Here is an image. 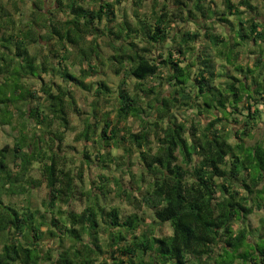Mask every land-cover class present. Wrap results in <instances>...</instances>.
Wrapping results in <instances>:
<instances>
[{"label":"clouds","instance_id":"obj_1","mask_svg":"<svg viewBox=\"0 0 264 264\" xmlns=\"http://www.w3.org/2000/svg\"><path fill=\"white\" fill-rule=\"evenodd\" d=\"M197 7L203 10V19ZM190 10L193 26L189 25ZM208 11L216 15H207ZM157 21L161 30L154 34ZM168 24L174 27L165 29ZM193 28L203 30L207 39L193 38ZM178 35L184 41V52L177 60L187 65L183 70L171 63L172 54L180 50ZM66 44H71L70 52ZM128 44L134 52L127 49ZM247 53L255 57L252 72L247 70L253 67L252 61L243 59ZM217 57L222 59L213 63ZM147 63L155 66L154 71L141 67ZM217 69L228 77H240L234 102L231 95H204L193 86L192 81L199 82L203 74L209 79L202 83L214 93L211 84ZM130 72H138L143 80L131 91ZM73 75L83 91L67 85L66 79ZM178 77L184 83L176 88L170 80ZM216 100L228 105L229 117L221 123L218 136L216 122L207 127L210 114L206 110L203 125L195 127L201 138L218 139L217 147L229 156L239 152L243 157V174L235 180L227 177L232 180L229 196L241 210L225 212L227 201L221 196V203L213 195L200 219H193L191 232L181 236L177 223L185 208L177 198L184 205L193 203L189 197L198 192L200 170L216 148L205 142V150L194 152L189 162L178 155L176 144L187 138L204 102L215 108ZM236 108L238 112L233 111ZM129 112L139 128L128 125ZM237 116L239 121L230 123ZM261 116L264 0H0V264H101L96 256L100 249L104 261L115 257L112 264H214L229 241L235 243L227 249L230 264L241 253L247 254L249 264L255 260L264 264V255H259L264 252V172H256L257 161L264 169ZM177 120L183 121L182 128L176 126ZM105 129L107 135H103ZM135 131L143 135L134 148L130 137ZM233 136L239 146L227 147L223 142L234 144ZM169 153L175 159L164 168L160 161ZM81 154L90 157L87 180L95 179L91 168L107 170L103 189L95 182L87 189ZM177 167L181 175L170 177ZM114 176L120 178L118 182ZM254 177L257 187L252 194L246 197L241 190L236 196L237 187L251 185ZM108 181L125 190L112 194ZM215 187L209 182L206 191L213 192ZM55 194L65 211L56 212L50 203L47 209L41 207ZM10 210H15L18 221L27 223L23 233L13 230ZM97 212L104 224L118 216L125 231L94 227ZM57 215L68 219L54 223V232L33 230L43 227L41 216L53 223ZM206 222L218 227L205 232ZM70 230L79 237L76 242L67 241ZM121 249L127 251L121 254Z\"/></svg>","mask_w":264,"mask_h":264},{"label":"trees","instance_id":"obj_2","mask_svg":"<svg viewBox=\"0 0 264 264\" xmlns=\"http://www.w3.org/2000/svg\"><path fill=\"white\" fill-rule=\"evenodd\" d=\"M90 2H95V0H90ZM179 2H180V0H177V3H179ZM180 6L186 7V5H184V4H181ZM196 10L198 12H200L201 19H203L204 15H205L203 10H201L199 7H197ZM161 11H163V9ZM113 14H115V9L113 10ZM95 15L96 14L94 13L93 16H95ZM207 15L214 16V15H216V13L208 11ZM193 23H194V21L191 18V10H190L189 11V24H193ZM228 23L230 24L231 21L229 20ZM220 24H221V21L217 20V25H220ZM167 27H174V25L173 24L165 25V29ZM160 30H161L160 22L157 21L156 25L153 26V32H154V34H156V33H159ZM237 31H239V28H237ZM192 36H193V38L200 37L203 39H207V37H205V35H204L203 30H201V32H199V31L192 32ZM118 39H119V37L117 36V40ZM149 39L151 40L152 38L149 37ZM177 39L181 40L180 50L177 51L176 53L172 54L171 63L175 66V68L183 70V68L187 67V65L185 64V62L183 60H181L179 62H177V60H178V57L184 52V41L181 39V37L179 35L177 36ZM221 39H223V37H221ZM214 42L215 41H213V43ZM194 43H195V39L189 41L190 46L193 45ZM65 47L69 52L71 51V44H66ZM126 47H127V49L132 50L133 52L135 51V49L132 47L131 44H128ZM119 54H120L119 52L116 53V55H119ZM47 55H48V53L46 50L45 56H47ZM60 55L63 56L64 53H60ZM220 59H222V57H217L216 60L213 61V63L218 62ZM166 62H168V56L167 55L164 57V63H166ZM193 63L195 64V60L193 61ZM252 63H253V67L247 68V70L249 72H252L255 70V64H256L255 57L252 58ZM141 67L154 71L155 66L152 63H147V64L142 65ZM69 75H72V73L70 72ZM128 75H129L130 80H133L132 86L133 85H139V84L143 83V80L140 78L138 72H130ZM146 75H147V73H145V76ZM222 77L226 79V82L224 84L219 82V79ZM76 79H77V77L74 75H73V78L71 80L66 79L67 85H69L74 90L83 91V89H80L79 85L74 83V81ZM208 79L209 78L207 76H204L203 74H201L199 82L196 80L192 81V84H193V86L196 87L198 93H203L204 95H211L213 97L215 95H219V96L231 95L233 97V102L235 101L237 94L239 92V89L241 87V85L238 83L240 77H238V76L228 77L227 74L224 73L221 69H217L216 75L212 78V84H211V87L215 89L214 93H210L208 91V89L205 88L204 84L202 83L203 81H206ZM170 82L173 83L176 86V88H179L180 85L184 83V80H183V77H178L177 79L170 80ZM125 83L127 84V81ZM128 87H129V85H128ZM245 87H247V85H245ZM233 89H235V91H233ZM129 90H130V88H129ZM101 91H103V89ZM169 103H172L173 106H175L174 101H169ZM161 110H163V109H161ZM205 110L210 114V116H209L210 119H209V123H208L207 127H212V122H216L217 136H218L221 123L229 120V117L227 116L228 105L226 103H221L220 100H216V104H215V108H214L212 104L205 101L204 102V108L196 114L197 117L204 116ZM233 111L238 112V108L234 109ZM257 111L259 112L260 109L258 108ZM217 112H219V115H216ZM129 119L133 120L131 112H129V115L127 117V122ZM252 119L255 121L256 118L252 117ZM238 121H239V117L237 116V119L233 120V123H237ZM197 123L200 124L199 120H196L193 122L192 130L186 134L187 138L184 139L182 143L177 141L176 147L179 149L178 155L182 158L183 161H189L190 162V159L194 158L193 157L194 152H203L205 150L203 147L205 142H207L208 144H211L213 147H215L216 152L209 156L208 163L205 164V167L200 170V180L197 181L198 186H199L198 192L196 194L192 195L191 197H189V199L192 200L193 203L189 204V205H184V201L177 198L179 201V204L184 206V208H185L183 219L179 220L177 223V230L180 232L181 236L184 235L186 230L188 232H191V223H192L193 219H196V220L200 219L201 213H203L205 210V207L210 204V202L212 201L213 195L216 196L217 201H220L221 196H223L225 201H227V206L225 208V212H228L229 210H231L232 213L238 214L239 211L241 210L240 207L234 206V204L232 202V197L229 196V192L231 191L232 180H235L236 178H238L239 176H241L243 174L244 169H243L242 163H241V161L243 160V157L239 154V152H237L234 156H229L227 154V152H225V151L221 150L219 147H217V145L220 143V141L218 139H213L211 137L201 138L199 135V130L195 127V124H197ZM176 126L178 128H182L184 126L183 121H177ZM173 134H175V130H174ZM103 135H107L106 129H105ZM142 135H143V133L140 131H138L136 133H134V132L132 133V136L130 137V143H132L134 148H135L136 144L142 143V141L138 139ZM240 135H243V133L241 132ZM112 136L113 137L115 136V131H113ZM193 136L197 137V139H193L192 138ZM197 140H200V143H197ZM232 140L234 141V144H229V142L227 140H225L223 143L227 147H238L239 141L236 140L235 136L232 137ZM113 151H115V149ZM249 155H252V153L250 152ZM81 158L86 160V163L89 164L90 157L85 158L83 156V154H81ZM173 159H175V157L171 153H169L166 158H164L163 160L160 161V163L162 164V166L164 168H167L169 165V161H171ZM141 161L143 162V154H141ZM221 164H226L227 168H222L220 166ZM205 169H210V171L205 170ZM147 170H148L147 166H145V168H144V174L145 175L147 174ZM48 172H49V174H51V172H52L51 165H49V167H48ZM256 172L257 173L264 172V169H262L260 167L259 161H257ZM169 175L172 178L179 177L181 175L179 167L173 169L169 173ZM229 176L232 177V180L227 179V177H229ZM107 179H108V172L98 175L97 181L95 182L97 184V187L103 189L104 184L102 183V181L107 180ZM114 179L118 182L120 178L118 176H114ZM200 181H203V182H200ZM209 182L216 186L213 192L206 191V187H207V184ZM109 184H111V181H108L107 187L110 190V192L112 193L114 191V188L113 189L110 188ZM112 184L115 186V188H117L116 189L117 191H124L125 190L124 186L120 185L119 183H112ZM138 184H139V182H138ZM255 187H257V185H256V178L254 177L251 185L246 184V183L240 184L237 187L235 195L239 196L241 193V190H242L246 197L250 196ZM220 202L223 203L224 201H220ZM49 203L51 204L52 209L55 210L56 212L65 211V210H63V207H60L61 202L59 200V194H55V196L50 201L46 198L44 204H42L41 207L47 209L49 206ZM86 203H87V201H86ZM250 203H251L250 201H246V205L250 204ZM246 205L242 206L243 211H245V212H247V206ZM86 206H87V204L85 205V207ZM113 211H115V209H113ZM9 215L11 217V223L13 224V230L15 231L18 228L23 233L24 230L27 229V227H28L27 223H21L20 221L17 220V214H16L15 210H10ZM221 215H223V213ZM100 216H101V213L97 212L96 213V220L94 221V224H93L94 227L112 228V230L114 232L125 231V227H121V225L117 222L118 216H114L112 218V221L110 224H104L103 221L100 219ZM28 219L29 218L27 216L24 217L25 221H27ZM66 219H68V217H65L62 215H57L54 217L53 223H48L44 220V217L41 216L40 220L43 223V227H40L39 225H37V226H35V228L33 230L38 231V232L39 231H52V232H54L55 229L53 227V224L54 223H63ZM72 219L73 220L79 219V217H73ZM88 219L90 220V217H88ZM215 227H218V225L210 223V222H206L205 226H204V230H205V232H211ZM87 229H88V224L84 223L85 235H87ZM249 231H251V229H249ZM66 238H67V241L70 243L76 242L79 239V237L77 235H75L72 230H70L68 233H66ZM120 239H123V237H121ZM37 240H39V238H37ZM160 242L164 243V241H160ZM240 243L244 244L245 242L243 240H241ZM234 246H235L234 242H231V241L225 242L224 251H222L217 256L214 264H230V262H232V256L230 253L227 252V249L230 247H234ZM255 250H256V246H253V251H255ZM120 251H121V254H124L127 250L121 249ZM102 252H103V249H100L97 251V253H96L97 258L102 257L101 256ZM259 255H264V252H260ZM221 257H226V259L222 260ZM108 259L111 260V264H112V261L115 259V257L110 256V257H108ZM104 264H106V263L104 262ZM233 264H249L247 254L241 253L240 255H238L235 258V261L233 262ZM253 264H258V260L253 261Z\"/></svg>","mask_w":264,"mask_h":264},{"label":"rangeland","instance_id":"obj_3","mask_svg":"<svg viewBox=\"0 0 264 264\" xmlns=\"http://www.w3.org/2000/svg\"><path fill=\"white\" fill-rule=\"evenodd\" d=\"M107 1V0H106ZM190 26H193L194 25V23L193 24H189ZM196 30H194V28H193V30H192V32H195ZM199 32H201V30L199 31ZM44 54H46V49H45V53ZM252 58H254V56H252V54L251 53H247V55H245V56H243V59L247 62V61H252ZM238 76V75H237ZM239 77V76H238ZM219 82H221L222 84H224L225 82H226V79L225 78H220L219 79ZM132 84H133V80H131V84L129 85V88H130V90H131V88H132ZM78 92H80V90H77ZM77 105H78V107H79V102H77ZM261 118L262 119H264V116H261ZM208 119H210V117H208ZM197 120H199V122H200V124L201 125H203V121H204V116H199L198 117V119ZM177 121H180V120H177ZM231 123H233V121H231ZM128 125L129 126H134V127H136V128H139V124L138 123H134V121L132 120V119H129L128 120ZM136 132H138V131H135L134 133H136ZM82 160H83V167H84V173H85V175H84V179L86 180V186H87V189L88 190H91V185H92V183L93 182H96L97 181V177H98V175H100V174H103V173H107V171L106 170H97L95 167H93V168H91V172H92V174H93V176H94V181L93 180H87V173H88V171H89V164H87L86 163V160H84L83 158H81ZM77 166L79 167L80 165H79V161H77ZM43 187V186H42ZM109 187L110 188H114V191L112 192V194H115L116 192H117V188H115V186L112 184V182H111V184H109ZM45 196H46V194H44ZM86 195V192L85 191H81L80 193H79V196L81 197V198H83L84 196ZM75 203H77V204H79V200H77V201H74ZM115 203V202H114ZM87 203H86V201H85V205H86ZM63 210H66L65 208H63ZM249 229H251V225L249 226ZM98 259H100L101 260V264H104V262L106 263V264H111V260H109V259H107V261H104L103 259H102V257H100V258H98Z\"/></svg>","mask_w":264,"mask_h":264}]
</instances>
